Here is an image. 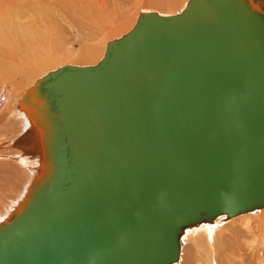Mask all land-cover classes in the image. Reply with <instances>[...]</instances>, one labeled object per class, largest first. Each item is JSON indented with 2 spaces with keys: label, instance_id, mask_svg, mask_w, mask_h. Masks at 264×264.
I'll list each match as a JSON object with an SVG mask.
<instances>
[{
  "label": "water",
  "instance_id": "obj_1",
  "mask_svg": "<svg viewBox=\"0 0 264 264\" xmlns=\"http://www.w3.org/2000/svg\"><path fill=\"white\" fill-rule=\"evenodd\" d=\"M233 61L256 92L240 133L259 144L251 165L230 169L237 179L210 157L220 159L213 146L229 138V111L213 93L219 68ZM34 95L73 107L72 189L28 227L0 224V264H174L187 229L264 208V8L256 0L140 11L99 62L49 71L19 105Z\"/></svg>",
  "mask_w": 264,
  "mask_h": 264
},
{
  "label": "bare ground",
  "instance_id": "obj_2",
  "mask_svg": "<svg viewBox=\"0 0 264 264\" xmlns=\"http://www.w3.org/2000/svg\"><path fill=\"white\" fill-rule=\"evenodd\" d=\"M256 2L264 8V0H256ZM84 58V55L79 54L75 59L80 61ZM35 70L36 66L26 67V71L35 72ZM0 73L12 76L16 70L0 67ZM215 77L219 86L217 93H213L215 98L213 101L219 100V106L224 104L225 109L227 108L226 112L229 111L227 115L230 116H227L226 122L229 138L227 143L218 142L213 146L217 151L219 150V153L221 152L222 157L218 159L216 154L210 157L227 167V171L237 179L236 171L231 172L230 169L237 165L242 166L244 163L251 165L256 157L254 152L259 153V144L257 145V142L254 144L253 138H247L249 141H245L243 134L240 133V129L246 127L242 122L248 112L247 103L256 92L253 89H246V86L243 87L238 64L234 61L220 67ZM16 88L7 84L0 86V102L3 107H0V119L5 120V126L1 127L4 129L0 130V224L14 220V228L21 229L30 226L41 216L48 217L55 213L53 206L55 202L52 199L56 200L60 195L65 198L72 189L69 183L70 174L74 171V163L72 149L67 141L66 116L68 112L73 111V107L69 103L46 106L38 95H34V99L25 107L19 106L16 109L13 105ZM228 93L229 99L226 98ZM13 130L17 131L11 132ZM251 170L252 167H248L240 172L248 175ZM231 217L234 216L223 214L213 222L187 229L181 240L179 261L174 264H184L183 247L187 239L198 243L197 248L203 251V258L208 262H205L206 264L226 263L227 260L225 261L223 257H217V252L223 247L217 243L216 231L224 228V222L231 220ZM207 242L211 245L208 246ZM199 243L206 246L205 249L202 245L199 246ZM190 263L192 264V261Z\"/></svg>",
  "mask_w": 264,
  "mask_h": 264
},
{
  "label": "rangeland",
  "instance_id": "obj_3",
  "mask_svg": "<svg viewBox=\"0 0 264 264\" xmlns=\"http://www.w3.org/2000/svg\"><path fill=\"white\" fill-rule=\"evenodd\" d=\"M188 1L0 0V67L16 70L12 76L0 73V86L17 87L13 105L18 109L26 90L49 71L66 64L99 62L108 42L128 32L140 11L171 15ZM79 54L85 58L76 60ZM29 66H36L35 72L26 71ZM4 121L0 119V130ZM223 225L216 231L217 243L223 247L217 257L227 260L223 264H264V208L238 214ZM197 246L187 239L184 264L208 263Z\"/></svg>",
  "mask_w": 264,
  "mask_h": 264
}]
</instances>
